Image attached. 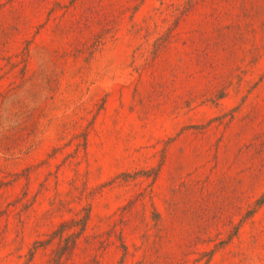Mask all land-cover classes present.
Masks as SVG:
<instances>
[{
	"label": "rangeland",
	"instance_id": "obj_1",
	"mask_svg": "<svg viewBox=\"0 0 264 264\" xmlns=\"http://www.w3.org/2000/svg\"><path fill=\"white\" fill-rule=\"evenodd\" d=\"M0 264H264V0H0Z\"/></svg>",
	"mask_w": 264,
	"mask_h": 264
}]
</instances>
